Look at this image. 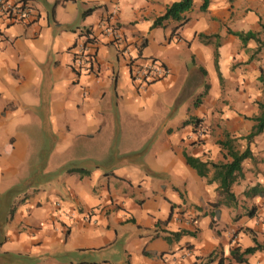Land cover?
I'll return each instance as SVG.
<instances>
[{
    "label": "crops",
    "instance_id": "crops-1",
    "mask_svg": "<svg viewBox=\"0 0 264 264\" xmlns=\"http://www.w3.org/2000/svg\"><path fill=\"white\" fill-rule=\"evenodd\" d=\"M30 1L29 20L0 25V264H225L233 248L264 245V195L247 193L264 188V131L234 200L211 166L223 161L217 142L247 135L264 100L261 44L228 32L260 34L264 0L205 11L192 0L177 30L152 25L177 0ZM111 17L130 56L161 60L167 77L137 87L106 34ZM84 33L97 42L77 73ZM244 258L233 264H264V250Z\"/></svg>",
    "mask_w": 264,
    "mask_h": 264
},
{
    "label": "trees",
    "instance_id": "trees-1",
    "mask_svg": "<svg viewBox=\"0 0 264 264\" xmlns=\"http://www.w3.org/2000/svg\"><path fill=\"white\" fill-rule=\"evenodd\" d=\"M210 0H202V4L200 5V10L205 11L209 4ZM192 8V0H177L169 4L163 14L156 17L153 21V27H159L164 24L165 21H173L175 23V30L182 27L184 24L187 23L189 20L185 13ZM92 9H88L84 12V14H88ZM230 34L238 37L243 44L248 43L250 40H254L260 42L259 33L253 31H240L234 32L228 30ZM201 36V35H200ZM216 37L217 34L212 35ZM215 62H216V53H215ZM258 115L251 117V119L255 122L253 127L251 128L250 132L239 138H232L227 133L224 139L219 140L217 143L223 150L222 156L223 161H219L217 163H211L212 168L214 169V179H218L220 181V186L224 192L227 193V197L229 200H234L235 197L233 193L230 191V187L234 182H236L239 178L243 177L242 171V162L247 158H253L252 152L249 148V144L253 141V139L261 134L264 131V100L258 102ZM200 120L199 119H189L185 121L184 124H191L193 130L196 128H200L199 126ZM238 139L245 140L247 146L244 150L239 151L235 148V144ZM187 163L191 165V167L195 168L199 174H204L205 171V163L200 162L197 159H192L187 157ZM71 171H79V170H71ZM249 195H264V188L260 187L259 185H254L247 191ZM255 245L252 247H247L243 251L240 249L233 248L230 253V260L231 263H242L244 262L245 255L253 253L257 249H263L264 245L257 243L255 240ZM220 264H223V260H220Z\"/></svg>",
    "mask_w": 264,
    "mask_h": 264
},
{
    "label": "built area",
    "instance_id": "built-area-1",
    "mask_svg": "<svg viewBox=\"0 0 264 264\" xmlns=\"http://www.w3.org/2000/svg\"><path fill=\"white\" fill-rule=\"evenodd\" d=\"M33 15V7L30 0H0V25L4 22H24ZM112 17L105 23V30L117 52L122 58L128 59L132 65L130 77L138 88L148 86L150 83L168 76L169 69L157 58H144L137 62L136 58L130 56L126 40L120 28L111 21ZM111 21V22H109ZM83 40L77 45L73 57L72 67L75 72H88L93 64V49L96 46V38L92 34L84 33ZM3 35L0 33V40ZM225 264H233L227 262Z\"/></svg>",
    "mask_w": 264,
    "mask_h": 264
},
{
    "label": "rangeland",
    "instance_id": "rangeland-1",
    "mask_svg": "<svg viewBox=\"0 0 264 264\" xmlns=\"http://www.w3.org/2000/svg\"><path fill=\"white\" fill-rule=\"evenodd\" d=\"M259 37H260V42H259V44H261V46L259 47V52H258V54H259V56L257 57L256 55H255V60H254V63H255V68H254V70L255 71H257V73H259V74H261V76H262V78H263V80H264V30H261L260 31V34H259ZM250 45H257V44H254L253 42H250L249 43ZM255 46H250V48H252V50H253V48H255ZM251 53V52H250ZM250 53H249V55H250ZM257 54V53H256ZM248 55V56H249ZM252 62H253V60H252ZM260 85V84H259ZM262 92L263 91H261L260 90V93L262 94ZM186 94V93H185ZM263 94H264V92H263ZM260 98H261V96H260ZM182 101V103H184L185 101H186V98L184 97V98H182L181 99ZM225 101H228V99H224ZM199 101V100H198Z\"/></svg>",
    "mask_w": 264,
    "mask_h": 264
}]
</instances>
